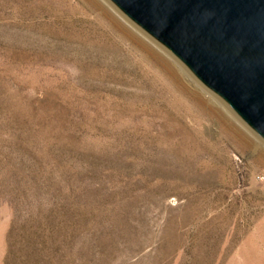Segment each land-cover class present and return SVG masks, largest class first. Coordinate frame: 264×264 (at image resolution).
I'll return each instance as SVG.
<instances>
[{"label": "rangeland", "instance_id": "obj_1", "mask_svg": "<svg viewBox=\"0 0 264 264\" xmlns=\"http://www.w3.org/2000/svg\"><path fill=\"white\" fill-rule=\"evenodd\" d=\"M0 264H264V143L105 0H0Z\"/></svg>", "mask_w": 264, "mask_h": 264}, {"label": "water", "instance_id": "obj_2", "mask_svg": "<svg viewBox=\"0 0 264 264\" xmlns=\"http://www.w3.org/2000/svg\"><path fill=\"white\" fill-rule=\"evenodd\" d=\"M264 143V0H105Z\"/></svg>", "mask_w": 264, "mask_h": 264}]
</instances>
